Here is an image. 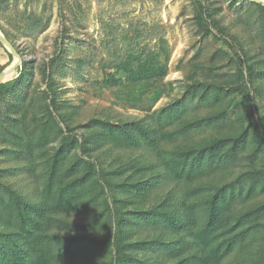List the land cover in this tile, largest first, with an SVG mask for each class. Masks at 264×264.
<instances>
[{
    "label": "trees",
    "instance_id": "1",
    "mask_svg": "<svg viewBox=\"0 0 264 264\" xmlns=\"http://www.w3.org/2000/svg\"><path fill=\"white\" fill-rule=\"evenodd\" d=\"M9 2L0 0V14ZM232 2L242 4L236 10L244 23L235 33L222 24L216 2L194 0L198 31L213 33L233 52L227 76L189 75L183 97L205 103L204 115L173 117L179 97L140 118L103 113L73 126L76 111L58 100L53 75L63 60L65 30L41 66L44 96L21 83L27 60L0 83V151L22 169L35 196L10 182L4 167L0 264H264V114L255 115L264 98V5ZM60 16L66 19L61 6ZM26 18L25 33L48 25L34 13ZM0 30L18 49V35L1 20ZM130 30L132 43L154 35L145 22ZM0 45L7 58L2 71L13 54ZM127 51L119 62L130 63L128 82L113 74L100 83L116 87L122 104L142 110L171 95L167 50ZM215 64L211 58L212 73ZM141 145L157 151L159 169L135 155Z\"/></svg>",
    "mask_w": 264,
    "mask_h": 264
},
{
    "label": "rangeland",
    "instance_id": "2",
    "mask_svg": "<svg viewBox=\"0 0 264 264\" xmlns=\"http://www.w3.org/2000/svg\"><path fill=\"white\" fill-rule=\"evenodd\" d=\"M209 1L216 2L220 7L219 16L223 25L232 33L240 30L244 25L241 20L243 17L237 18L240 15L236 9L242 5L240 2L233 4L232 0ZM59 2L60 0H10L3 8L0 20L11 33L18 35L15 40L18 49L14 47L16 55H13L10 64L0 73L3 71L9 73L4 80L12 78L17 75L16 69L22 61H29L27 66L30 70L21 83L28 87L26 89L28 93L33 92L37 97L44 96L42 90L46 87V82L42 79L41 66L54 55L57 49L56 39L62 34V30H65L63 60L55 68L53 75L58 100L60 103L72 105V109L76 111L73 116L75 127L87 124L89 119L103 113L124 121L140 118L146 115L147 109L154 110L179 97L183 103L174 109L173 117L204 115L209 111L208 106L203 105L205 103L202 104L198 98L189 100L183 97L185 84L190 79L189 75L196 72L198 79H221L233 70L228 61V56L233 53L232 49L213 33L201 34L198 31L194 21V0H62L61 4ZM60 6L66 14L65 20L60 16ZM29 13H34L37 18L48 22L47 27L35 32H23ZM240 13L242 14L241 11ZM139 22H145L147 31L154 35L141 37L136 43H132L134 40L129 39L133 33L130 26H135ZM1 44L7 48L2 42ZM138 45L158 50L164 47L167 50L168 73L165 81L173 82L171 95L159 97L151 107L148 103L145 104V107H148H143L144 110L122 104L115 97L116 87L100 83L102 78L113 74L128 82L130 63L126 58L122 62H119V59L127 50L134 52ZM3 52L0 45V65L7 61ZM211 58H214L216 63L213 73L208 69ZM35 85L37 87L33 89ZM20 89L19 86L13 90L9 97L17 95ZM256 106L258 111L255 115L264 114V98L257 101ZM234 111L235 109L229 111L230 116ZM81 130L76 129L78 132ZM195 134L197 138L200 132ZM179 141L180 139L164 142L161 145L169 147ZM156 152L147 145L134 149L137 157L142 156L141 160L155 164L159 169L160 163ZM6 161V157L0 151V173L9 165L8 180L33 199L35 196L30 190L29 179L25 173ZM36 169L39 171V167ZM151 195L154 196V193ZM69 217L84 218L81 214H70Z\"/></svg>",
    "mask_w": 264,
    "mask_h": 264
},
{
    "label": "water",
    "instance_id": "3",
    "mask_svg": "<svg viewBox=\"0 0 264 264\" xmlns=\"http://www.w3.org/2000/svg\"><path fill=\"white\" fill-rule=\"evenodd\" d=\"M249 1H253V2H258L264 5V0H249ZM0 41L8 48V50L13 54L16 55V51L14 48V45L3 35V33L0 30ZM8 72L7 71H3L0 73V83L4 81L5 76H7Z\"/></svg>",
    "mask_w": 264,
    "mask_h": 264
},
{
    "label": "bare ground",
    "instance_id": "4",
    "mask_svg": "<svg viewBox=\"0 0 264 264\" xmlns=\"http://www.w3.org/2000/svg\"><path fill=\"white\" fill-rule=\"evenodd\" d=\"M7 74H9V73H7ZM7 74H6V75H7ZM5 77H6V76H5Z\"/></svg>",
    "mask_w": 264,
    "mask_h": 264
}]
</instances>
